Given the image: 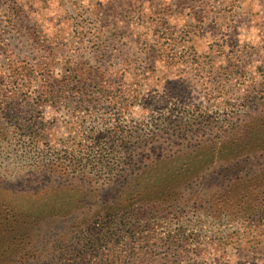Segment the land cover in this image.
Here are the masks:
<instances>
[{
    "label": "rangeland",
    "instance_id": "rangeland-1",
    "mask_svg": "<svg viewBox=\"0 0 264 264\" xmlns=\"http://www.w3.org/2000/svg\"><path fill=\"white\" fill-rule=\"evenodd\" d=\"M52 62L55 73L88 86L61 91L38 116V92L15 74ZM75 67L87 74L75 77ZM111 85L164 102L149 98V127L185 118L184 134L166 143L177 158L162 159L145 182L159 191L136 194L159 201L150 220L126 214L136 195L60 168L42 172L19 146L30 144L28 128L40 117L58 148L76 127L112 117ZM140 101L126 118L140 117ZM232 130L264 133V0H0V264L78 259L80 226L93 212L111 214L102 230L111 237L88 248L106 264L121 250V264H264V158L201 168L205 150Z\"/></svg>",
    "mask_w": 264,
    "mask_h": 264
},
{
    "label": "trees",
    "instance_id": "trees-1",
    "mask_svg": "<svg viewBox=\"0 0 264 264\" xmlns=\"http://www.w3.org/2000/svg\"><path fill=\"white\" fill-rule=\"evenodd\" d=\"M55 66V63L52 62L43 68L44 71L46 70L45 72H37V68H42L40 66L36 68L23 66L15 74L25 78L24 87H27L28 90L35 87V92H38L32 100L36 104L33 105V111H37L38 116L42 113L40 106L44 108L45 105L50 106L56 103L61 96V91L65 92L70 87L76 91L87 89L85 86L88 85L81 84L79 80L67 77V74L63 76L60 72L55 73ZM70 74H75L74 76L77 77L79 74L84 76L87 72L85 68L75 67L70 70ZM108 85L109 83H106L105 86ZM112 87L117 90L105 92L109 93L105 95L107 96L105 99H110V102L114 101L115 106L113 108H116L117 111L114 112L112 117L99 120L96 117L97 119L90 126H80V128L76 127L74 131H70L71 133L67 135L69 142L64 145L65 147L58 148L56 144H49V125L46 119L40 117V120L33 122L28 128L30 144L28 143L29 145L26 146L25 144H19L25 150L29 148L30 154L32 153L31 157L25 156L27 157L25 160L30 161L33 158L35 161L34 166L50 175L57 168H60L61 171L63 170L62 172L86 183L97 185L99 180L112 183L117 188L116 192L126 191V194L131 196L159 191V187L158 190L151 189L153 186L147 185L145 182L153 173L155 165L162 162V159L177 158V155L174 154L178 152L174 153L172 149L166 148L168 147L166 143L169 141L170 135L175 133L184 134L186 130L184 129L185 118L182 115H179V118H172L171 115L163 116L162 123L167 124L166 127H161L162 123L161 125L157 123L155 127H149L144 123V116L153 111L148 106L151 101L155 106H158L160 100L150 98V95H141L131 87L126 86L125 89ZM165 90L169 94L175 88L166 86V88L164 87ZM149 98L151 101H149ZM138 99L143 100V102L140 101V117L135 119L129 111L128 118H126V108L129 105H134ZM87 100L92 104L91 98ZM160 103L164 102L160 101ZM246 133L248 132L240 133L232 130L225 132L224 136L220 135L222 139L218 144L213 143L216 144L214 150L206 148L205 151L207 152L204 155L206 160L201 168H206L208 161L222 160L230 165L234 162L245 163L256 157L263 159L264 133L252 132L245 135ZM247 140L254 141L255 147H250ZM41 142H43L42 147L40 146ZM201 168L191 173V175L194 173L199 174ZM248 175H250L249 171L246 172L241 181L248 180ZM168 187L172 186L160 188L169 189ZM38 193L39 189L31 195L36 196ZM134 197L135 202L128 206L126 214L134 218L141 217L150 220L154 208L158 207L159 201L156 196L150 195L145 199H136L137 195ZM110 204H102V207L110 206ZM24 209L26 208L24 207ZM102 215H99V212L98 214L93 212L94 217L86 220L89 224L85 227L82 226L83 224L82 227L80 226L81 240L77 242L78 247L75 255H81L78 259L69 257L66 264H106L108 259H105L103 255L98 256L99 253L88 252L90 246H101L112 235V232L108 235L102 233L103 227L111 222V214L105 216V219H102ZM87 229L91 232H87ZM92 254V258L87 257ZM123 254V250L120 253L114 251V262L112 264L123 263L126 259V253L124 258H120Z\"/></svg>",
    "mask_w": 264,
    "mask_h": 264
}]
</instances>
